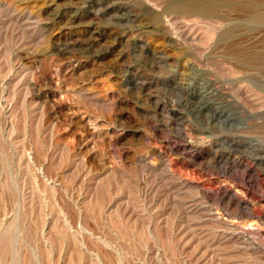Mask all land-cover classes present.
Wrapping results in <instances>:
<instances>
[{"label": "rangeland", "instance_id": "rangeland-1", "mask_svg": "<svg viewBox=\"0 0 264 264\" xmlns=\"http://www.w3.org/2000/svg\"><path fill=\"white\" fill-rule=\"evenodd\" d=\"M0 264H264V0H0Z\"/></svg>", "mask_w": 264, "mask_h": 264}]
</instances>
